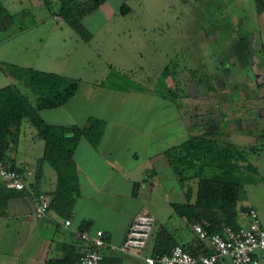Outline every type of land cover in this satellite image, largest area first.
<instances>
[{"label":"crops","instance_id":"obj_1","mask_svg":"<svg viewBox=\"0 0 264 264\" xmlns=\"http://www.w3.org/2000/svg\"><path fill=\"white\" fill-rule=\"evenodd\" d=\"M261 2L263 7L256 10L254 0H193L192 12L201 22L192 26L187 55L190 72L189 81L184 82L189 83V90L184 87V94L190 101L179 96L170 101L154 87L86 80L80 76V69L78 75L69 68L51 72L39 67L42 61L35 51L44 45L24 28L0 38V88L15 85L21 93L29 94L28 88L1 70L4 65L76 79L79 84L74 94L55 108L39 110V117L53 126L80 128L89 117L102 122L96 144L80 137L71 153L77 195L69 218L59 217L48 207L36 217L32 192L16 191L6 201L0 214V264H43L60 253V245L69 243H77L76 252H81L87 242L77 233L90 235L95 230L104 233L107 247L102 252L116 264H143L140 258L119 252L117 247L135 214L144 212L153 217L151 232L162 223L154 215L153 189L160 178L173 180L163 152L189 136L205 137L241 151L237 169L229 174L243 191L236 205L243 210L237 212L235 224L237 228L246 226L245 211L249 208L255 211L264 231V0ZM97 16L112 20L120 14L101 12ZM11 40L15 44L5 49ZM117 77L126 76L117 73ZM165 84L173 88L170 80ZM28 100L32 101L30 96ZM8 147V164L48 202L55 175L46 163L39 170L36 167L42 141L23 122L15 144ZM165 191L161 201L164 207L183 200L176 184ZM169 216L164 215L163 222L185 241L190 238L182 221L171 222ZM145 250L142 254L148 253V248ZM258 262L264 264L263 255L258 256Z\"/></svg>","mask_w":264,"mask_h":264},{"label":"trees","instance_id":"obj_2","mask_svg":"<svg viewBox=\"0 0 264 264\" xmlns=\"http://www.w3.org/2000/svg\"><path fill=\"white\" fill-rule=\"evenodd\" d=\"M124 1L121 0L118 7L119 14L128 12ZM103 2L104 0H41L49 15L58 16L83 42H88L91 34L82 27L80 20ZM254 5L256 10L263 7L261 0H254ZM21 14H10L0 3V30L10 28L16 16ZM21 29L23 28L19 26L18 30ZM1 70L25 89L28 88L29 94L21 93L15 85L0 88V159L8 163L5 156L8 144H15L18 128L21 123L26 122L43 144L42 155L36 160L37 169L39 170L42 163H46L55 175V185L49 194L47 207L59 217L67 219L71 216L72 202L77 195L71 153L80 137L86 139L90 145H95L100 136L102 122L89 117L80 128L45 124L38 111L63 104L74 94L79 81L55 73L11 65H4ZM186 70L189 74L190 70ZM177 76L178 71L175 72L172 66L164 67L156 77L155 90L170 101L178 96L185 98L184 88L179 85ZM166 80L172 82L173 88L165 84ZM29 96L32 103L28 100ZM240 156L241 151L233 146L218 145L214 140L199 136H189L163 152L172 178L183 195L181 202H170L169 207L172 214L182 221L183 230H187L191 237L185 241L175 234V229L168 223L160 224L149 233L146 241L148 253L160 255L167 253L174 246H179L192 257L208 254L209 250L197 239L191 225L198 224L208 236L219 233L223 226L237 229L236 215L243 209L237 208L236 205L241 200L243 191L240 184L229 174L237 169ZM9 167L18 172L13 166ZM34 190L32 184L24 183V188L19 192H32V199L39 195ZM14 192L16 190L0 185V214ZM75 244L77 243L60 245V253L48 257L43 264H74L77 257L90 248L87 245L83 251L76 252ZM116 263V260L110 259L102 252L99 264Z\"/></svg>","mask_w":264,"mask_h":264},{"label":"rangeland","instance_id":"obj_3","mask_svg":"<svg viewBox=\"0 0 264 264\" xmlns=\"http://www.w3.org/2000/svg\"><path fill=\"white\" fill-rule=\"evenodd\" d=\"M0 3L10 14L22 13L16 16L10 28L0 30V38L8 32H16L19 26L26 33H33L44 45H38L35 51L42 61L37 65L39 67L49 68L51 72H63L69 68L78 75L80 69V76L86 80L96 78L105 84L115 82L119 86H130L134 83L152 88L156 87L153 83L158 71L172 66L175 72L178 71L177 80L181 87L189 90V83L184 80L189 81L186 69L190 65L187 56L190 55V34L193 24L201 22L199 15L197 18L192 12L193 0H125L129 10L126 14L101 20L98 13L118 12L121 3V0H104L80 20L82 27L91 34L87 44L76 38L58 16L49 15L41 0H0ZM43 18L48 21L39 20ZM45 30L49 31L43 32ZM10 43L5 49L15 44L14 40ZM128 71L132 72L129 74ZM101 72L107 74L99 77ZM117 73L126 77H117ZM186 100L190 101V98ZM170 186H175V181L165 177L160 178L153 189L154 215L161 224L166 214L171 216V222H181L170 207H164L161 202L163 192L167 193L165 189ZM167 197L169 200L175 198L170 194Z\"/></svg>","mask_w":264,"mask_h":264},{"label":"built area","instance_id":"obj_4","mask_svg":"<svg viewBox=\"0 0 264 264\" xmlns=\"http://www.w3.org/2000/svg\"><path fill=\"white\" fill-rule=\"evenodd\" d=\"M0 181L7 189L20 191L24 188L21 174L11 169L2 159H0ZM32 204L34 215L39 217L45 213L48 202L42 195H37L32 197ZM245 215L247 217L245 227L232 230L223 226L219 233L209 236L198 224L191 225L197 239L209 250L208 254H197L192 257L179 246H174L167 253L160 255L142 254L154 219L151 215L140 212L131 218L117 250L140 258L143 264H259L258 255L264 256V231L253 209L248 208ZM67 224L65 221L64 225ZM77 236L87 242L90 248L80 254L74 264H99L102 250L107 247L104 233L95 230L90 235L78 232Z\"/></svg>","mask_w":264,"mask_h":264}]
</instances>
